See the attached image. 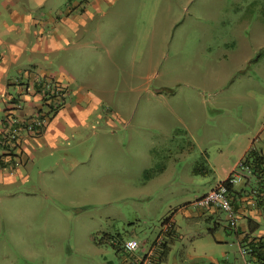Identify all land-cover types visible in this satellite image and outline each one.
I'll return each mask as SVG.
<instances>
[{
    "label": "rangeland",
    "instance_id": "374dc122",
    "mask_svg": "<svg viewBox=\"0 0 264 264\" xmlns=\"http://www.w3.org/2000/svg\"><path fill=\"white\" fill-rule=\"evenodd\" d=\"M85 1V25L68 33L84 41L73 62L101 104L9 188L39 207L0 199V264H132L125 243L151 249L167 219L169 264H242L230 229L187 215L232 169L235 138L264 123V0H100L99 11ZM19 210L37 215L17 222ZM194 250L202 257L181 261Z\"/></svg>",
    "mask_w": 264,
    "mask_h": 264
},
{
    "label": "crops",
    "instance_id": "0c3cea01",
    "mask_svg": "<svg viewBox=\"0 0 264 264\" xmlns=\"http://www.w3.org/2000/svg\"><path fill=\"white\" fill-rule=\"evenodd\" d=\"M83 1L85 0H0V134L12 119L27 120L37 116L39 112L45 113L44 108L51 106L46 98H43L48 86L57 83L64 89L67 87L64 108L58 111L55 117H48V124L42 133L32 138L26 137L19 145L17 144L16 149L0 147L2 202H15L21 206L20 208L25 207V209L34 210L35 207H39L40 201L35 193L30 191L11 194L9 188L25 185L28 179L25 170L34 160L35 153L39 150L55 151L58 140H68L65 131L69 129L75 135L72 130L87 123L90 115L88 109L101 104L100 97L97 99L90 96L92 85L89 86L85 80H81L78 65L73 62L76 61L74 52L77 50L76 47H83L78 45L83 44L84 41L74 40L69 33L76 31L80 24L85 25L87 16L76 13V10H79L77 5L82 4ZM73 2H77L76 7L72 5ZM85 2L89 3V1ZM93 6L99 11L100 0H94ZM81 52L83 50L79 51L78 55H81ZM67 96L71 98L69 103H66ZM260 124L253 130L242 133L240 139L235 138L234 143L239 147L238 151L236 149L237 160L233 163L232 169L219 180L223 182L233 173H238L241 177L239 182L231 186L229 192L237 214L236 228L230 227L229 223L228 226L219 223L221 212L214 209L200 210L198 214L187 215L194 219L203 217L213 222L216 230L224 233L230 229L231 235L235 237L233 246H230L236 248L242 264H264L255 256L250 254L243 256L240 253V245L246 246L247 241L259 238L264 240V162L256 169L254 166L250 168L243 165L246 154L248 155L250 151L264 156V123ZM219 163L227 162L219 161ZM214 167L218 168L217 164H214ZM193 202L188 206L197 209ZM18 212L12 215L17 222L26 217L35 219L37 215L22 210ZM226 221L228 222L227 218ZM164 224L163 236L161 233L151 246L153 255L150 264H169V254L176 231L174 232V223L171 219L165 220ZM8 233L11 238L19 237L18 234H21L18 230H10ZM165 236L168 238L165 239ZM22 242H26V237L19 242V246ZM220 242L224 244L223 238ZM226 249L222 245L217 252L227 261ZM149 250L140 249L139 255L134 253L132 264L135 259L145 255ZM199 256L201 255L194 250L193 255L187 254L181 261H195ZM211 264L220 263L211 259Z\"/></svg>",
    "mask_w": 264,
    "mask_h": 264
},
{
    "label": "built area",
    "instance_id": "2783aa9c",
    "mask_svg": "<svg viewBox=\"0 0 264 264\" xmlns=\"http://www.w3.org/2000/svg\"><path fill=\"white\" fill-rule=\"evenodd\" d=\"M44 93V92H43ZM46 93V94H45ZM44 97L51 106L50 112H56L58 108L65 105V89L60 84H53L48 86ZM42 94V93H41ZM37 116L31 117L27 120L12 119L8 121V125L0 134V147L17 148V144L23 141L26 137L36 136L38 133L44 131L48 122V114L39 112ZM26 134L24 137L23 135ZM18 144V145H19ZM11 151V150H9ZM241 179L238 173L231 174L226 182H219L214 189L207 192L200 198L194 200V206L200 210L214 209L226 214L229 226L236 228L237 226V214L232 205L228 186H233ZM140 248L139 244L134 240H129L125 243L124 249L127 253L134 254ZM251 250L247 245H240V253L243 256H248ZM153 251L150 249L143 257H139L134 260L133 264H150ZM264 261V257H263Z\"/></svg>",
    "mask_w": 264,
    "mask_h": 264
},
{
    "label": "trees",
    "instance_id": "16d2710c",
    "mask_svg": "<svg viewBox=\"0 0 264 264\" xmlns=\"http://www.w3.org/2000/svg\"><path fill=\"white\" fill-rule=\"evenodd\" d=\"M264 162V156L258 155L254 151H250L248 155L244 159L243 165H247V167L254 166L256 169L259 165ZM262 166V165H261ZM226 182V180L224 181ZM228 191H231V185L228 186ZM247 247L251 250L250 255L255 256L258 261H263L264 257V240L262 238L254 239L251 241H247Z\"/></svg>",
    "mask_w": 264,
    "mask_h": 264
}]
</instances>
